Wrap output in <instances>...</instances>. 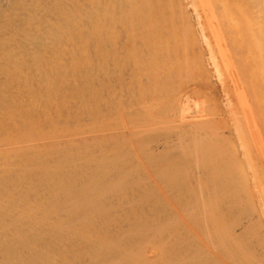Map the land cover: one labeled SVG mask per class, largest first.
Segmentation results:
<instances>
[{"label":"bare ground","instance_id":"1","mask_svg":"<svg viewBox=\"0 0 264 264\" xmlns=\"http://www.w3.org/2000/svg\"><path fill=\"white\" fill-rule=\"evenodd\" d=\"M21 7L29 99L5 115L16 84L0 82V264H157V248L264 264V0Z\"/></svg>","mask_w":264,"mask_h":264},{"label":"rangeland","instance_id":"2","mask_svg":"<svg viewBox=\"0 0 264 264\" xmlns=\"http://www.w3.org/2000/svg\"><path fill=\"white\" fill-rule=\"evenodd\" d=\"M19 2L17 4L16 2ZM27 2V0H0V36H5L7 38V42L0 46V82L4 81V84L6 81H12L15 82V89L13 90V97L11 98L13 101V104H8L9 106H13V110L9 112H5V115L14 114L17 113L21 106L23 105L25 109L28 108V99L29 95H27L24 89V83L20 81L21 75L24 73L26 69H29L26 65L23 64L24 62V48H29V43L26 41V39L23 37V32L21 29V21L24 18V15L20 12L19 9H22L21 5L23 3ZM8 15H12V17L15 19L14 23L16 27H8L7 25L4 26L3 24L6 23V18ZM14 38V40H12ZM11 51L15 52L12 53ZM12 53V55L10 54ZM34 61H30L28 65H33ZM24 75V74H23ZM25 76V75H24ZM42 97L41 95H35L34 97V103H38L42 105ZM2 111V108H0V113ZM20 112L24 113V109H22ZM66 111L62 110L61 113L64 114ZM51 112L48 110H42L37 115L40 116L39 119L42 121V123H45L46 116L50 114ZM23 120L24 117H18L14 120L15 126H18L19 129L24 130L23 128ZM18 122V124H17ZM54 122H57L58 124H62L59 120H54ZM12 126V125H11ZM54 127L53 125H51ZM74 127V126H73ZM49 129L46 127L45 131L47 132ZM59 140L54 141H37L36 145H42V144H48V143H54ZM5 146H0V151L4 150ZM22 147H26L25 145H22ZM45 152V149H35L32 153L33 155L38 156L39 153ZM22 160V157H20ZM23 166H16L12 165L9 167V172L7 176H1L2 178L8 177L9 179L13 176V173L21 170ZM34 168V167H33ZM2 203L4 205H12L11 200H9L7 203L1 199ZM162 250L160 248H157L155 251H153L150 254V257H152L157 264H166L165 260H160L162 258L161 255ZM40 254L41 250L38 248L36 251H34V254ZM160 256V259H159Z\"/></svg>","mask_w":264,"mask_h":264}]
</instances>
